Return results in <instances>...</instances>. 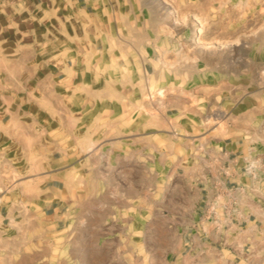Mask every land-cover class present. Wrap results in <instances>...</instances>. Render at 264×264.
<instances>
[{"label":"rangeland","instance_id":"obj_1","mask_svg":"<svg viewBox=\"0 0 264 264\" xmlns=\"http://www.w3.org/2000/svg\"><path fill=\"white\" fill-rule=\"evenodd\" d=\"M223 145L264 163V0H0V264H236Z\"/></svg>","mask_w":264,"mask_h":264},{"label":"crops","instance_id":"obj_2","mask_svg":"<svg viewBox=\"0 0 264 264\" xmlns=\"http://www.w3.org/2000/svg\"><path fill=\"white\" fill-rule=\"evenodd\" d=\"M222 148H224V152L227 155L221 157L223 162L222 167L219 169V180L221 182L236 181L243 176L241 172L243 161L240 156L232 158V154H235V151H229L227 145H223ZM234 159L238 161L237 165H234ZM205 189H209V187H205ZM253 201L256 204L249 208L247 217H242L240 210L236 215H233L231 245H233L235 257L233 262L236 264H241L246 257L250 261L248 264H264V204L258 201L257 198L253 199ZM223 238L220 236L219 241L216 237V242H221Z\"/></svg>","mask_w":264,"mask_h":264},{"label":"built area","instance_id":"obj_3","mask_svg":"<svg viewBox=\"0 0 264 264\" xmlns=\"http://www.w3.org/2000/svg\"><path fill=\"white\" fill-rule=\"evenodd\" d=\"M243 163L241 166V172L243 175H246L250 179L249 190L253 196L257 197V200L264 204V191L260 189L259 186L264 182V163L260 159H254L252 156L244 157L242 159ZM234 165L238 164V161L234 159ZM219 188L217 191L222 192L221 195H233L238 191L245 190L242 185H240L237 181H220L219 180ZM235 207H233V212L236 214L239 212V206L237 201L235 202ZM222 207L228 209V205L223 204ZM250 248V246H249ZM251 251V249H250Z\"/></svg>","mask_w":264,"mask_h":264},{"label":"bare ground","instance_id":"obj_4","mask_svg":"<svg viewBox=\"0 0 264 264\" xmlns=\"http://www.w3.org/2000/svg\"><path fill=\"white\" fill-rule=\"evenodd\" d=\"M204 44V43H203ZM90 148V147H89Z\"/></svg>","mask_w":264,"mask_h":264}]
</instances>
